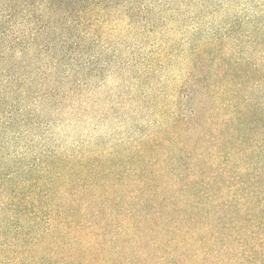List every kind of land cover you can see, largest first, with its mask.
<instances>
[{"label": "trees", "instance_id": "trees-1", "mask_svg": "<svg viewBox=\"0 0 264 264\" xmlns=\"http://www.w3.org/2000/svg\"><path fill=\"white\" fill-rule=\"evenodd\" d=\"M216 3L0 0V264H264V20Z\"/></svg>", "mask_w": 264, "mask_h": 264}, {"label": "rangeland", "instance_id": "rangeland-1", "mask_svg": "<svg viewBox=\"0 0 264 264\" xmlns=\"http://www.w3.org/2000/svg\"><path fill=\"white\" fill-rule=\"evenodd\" d=\"M212 2L214 3L217 2L214 5L217 6V8H214L212 10L213 12H206L203 18L201 19L202 22L204 23L203 26H205L204 28L206 29L216 28L217 26L224 24L229 20H233L234 17H238V18L244 17L246 13H249L251 16L257 17L258 20H264V16L260 15L262 14V11L264 12V0H212ZM206 11H210V10L208 9ZM176 33L178 32H174L175 36ZM258 44H240V46L246 48V50H249L248 53L249 56L251 55V57H253L254 59L262 60L263 53L259 54L261 47H259L260 45ZM229 47L233 48L235 47V44H224V50L228 49ZM177 48L179 51L183 52V54H180L181 56L178 57L179 62H177L175 65H172L170 68H166L164 70L159 71L160 76L166 77V82H167L166 90L168 91L167 93L170 94H172L173 92V84H174L173 80L177 75L176 73L177 69L180 66H184V62L186 58L185 55L187 54L184 53V50L185 52L187 50L186 44H179L177 45ZM107 87L111 92L113 91L110 88L111 86H107ZM135 88H137V85H135ZM97 94H99L100 96L101 92H98ZM152 94H154V92L149 91V95L155 98ZM147 101H149V99H147ZM133 105H134L133 102H127L124 106L125 108L121 110V112H125V114L127 113L125 120H119L117 116L114 115V109H111L110 116L109 118H107L103 126H97V123H93L94 128L90 127V129L97 130L96 135L100 134L104 136L106 140H111L114 138H118L120 136H129V137L137 136V130H136L137 128L134 127L135 126L134 120L144 123L146 119L148 118L152 119V117H149V114L136 117L135 113L130 109ZM145 125L146 124L142 126L143 129L146 130L151 129Z\"/></svg>", "mask_w": 264, "mask_h": 264}]
</instances>
